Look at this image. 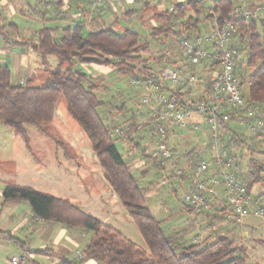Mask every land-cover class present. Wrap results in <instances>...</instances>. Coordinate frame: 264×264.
Returning a JSON list of instances; mask_svg holds the SVG:
<instances>
[{"label": "trees", "instance_id": "16d2710c", "mask_svg": "<svg viewBox=\"0 0 264 264\" xmlns=\"http://www.w3.org/2000/svg\"><path fill=\"white\" fill-rule=\"evenodd\" d=\"M259 2L264 3V0ZM52 4L61 5L60 2ZM235 4V0H186L174 3L170 9L154 14L160 25L151 29V35L192 37L201 34L208 24L220 28L229 19L228 15ZM230 20L235 23L239 34L237 52L246 53V65L250 69L246 74L235 65V73L247 79L246 101L262 108L264 19L233 16ZM82 28L81 24H75L62 28L58 35H54L52 28L44 26L22 43L30 44L46 66H49L48 56H54L57 60L56 68L51 70L48 67L49 76L41 83L31 80L13 82L10 69L0 65V122L23 140L28 139L27 126L35 127L42 135L52 136L47 127L55 118L58 97L63 96L67 113L86 136L104 179L137 227L147 252L139 250L120 232L86 214L68 199L27 186L6 184L2 190L3 202L26 201L37 219L93 233L83 250L82 259L65 260L61 264H84L86 261L100 264H245L244 247L228 236H218L201 245L181 243L165 234L162 221L151 214L146 204L139 180L115 146L111 130L120 125L111 127L98 112L106 106L96 95L99 84L72 68L75 62L105 66L142 79L153 72L151 63L160 62L164 56L150 55L146 39L131 29L114 30L107 27L83 33ZM174 94L178 102L184 103L183 95ZM235 114L230 112L229 116ZM54 141L59 144L56 139ZM248 165L247 172L243 174L236 173L234 169L232 171L250 195L254 185L264 183V165L254 159H250ZM257 198L264 202V193Z\"/></svg>", "mask_w": 264, "mask_h": 264}, {"label": "crops", "instance_id": "0c3cea01", "mask_svg": "<svg viewBox=\"0 0 264 264\" xmlns=\"http://www.w3.org/2000/svg\"><path fill=\"white\" fill-rule=\"evenodd\" d=\"M50 1L47 4L46 0H0V65H6L10 69L11 74L12 71L14 72L16 76L15 82L31 80L33 83H41L46 76V69L50 67L42 62L40 55L32 49L30 44H22L27 42L29 37L40 29L37 28L40 24L38 23V17L45 22V15L41 13L42 11H40L38 3H44L45 10H51L53 8L52 3L56 4L60 2L61 5L65 6L63 12L56 10L53 15L46 18L50 19V21L65 20V26H60L59 29L56 27L52 28L54 35H58L62 28L72 27L75 24H81L83 26V33L105 29L107 27H111L114 30H123L126 28L133 30L131 28V22L128 21V24H125L126 26H121L119 18L120 13L123 16L135 14V9L132 7L135 3H138L139 13H141V17L139 18L140 25L147 26V20L158 21L154 14L165 9H170L174 3L184 2L186 0H147L146 2L142 0H121L122 2L119 0H105L100 4H95L94 0L91 3L92 6L89 5L90 8H81L80 14L83 17V22L80 21L82 18H78L80 14L72 15L70 13L72 9L67 0ZM84 1L85 5L88 0ZM123 1L131 5L130 8L125 7ZM115 4L117 7H114ZM236 6L238 5L235 4ZM239 6H243L245 9L249 8V10L254 7L259 8V16L256 19H264V3H260L259 0H241V5ZM57 7L59 6L57 5ZM71 18L80 20L69 21L68 19ZM17 22H20V24L18 25ZM29 22H33L37 26L27 24ZM211 27L209 24L206 25L203 32L208 31ZM148 30L151 31L150 28ZM168 37L171 40L170 42L174 44L176 37L173 34H170ZM161 55L163 56V54ZM246 61V53L244 51L237 52L236 65L241 67L243 72L247 74L250 72V69L246 65ZM178 62L179 57L177 53L174 52L173 55L170 52L169 57L164 56L163 60L155 64L159 65L158 68L161 70L165 67L172 69V66ZM218 71L219 67L217 65H213L212 67L203 65L195 70L199 77H205ZM178 86L181 90H184L183 82L179 83ZM136 88H138L137 90L146 91L143 87ZM247 90V79H242L241 92L245 99H247ZM205 95V89L200 85H195L191 87V91H187L184 98L199 100L201 99L200 97ZM262 112L264 113V105ZM147 114L148 110L140 113L132 112L130 118L124 120L123 123L128 121V123L136 124L145 121L148 116ZM194 126H198V129H194ZM253 126L254 119L252 117L245 118L240 114H235L229 116L225 126L219 129L218 143L221 148L224 149L227 147L229 149L228 154L231 163L228 170L232 171L234 169L238 174L247 172L250 159L244 164L246 165V168H244L243 147L246 149V153L259 155V163H264L262 157L264 155V129L256 128V134H254L251 131ZM166 127L169 135V144L173 149V159L166 163V167L169 168L168 170H165L163 165H159L158 159L152 151L149 128H145L143 131L134 130L129 140H127V147L125 146L127 156L135 154L143 146V150H141L142 157L131 159L129 162L122 157L133 174L134 171L140 172L137 176L135 174L134 176L137 179L139 178L140 188L144 192L146 204L155 218L156 215L167 210L164 200L158 199V201H152L155 203L151 202L152 199L158 197L159 188L168 186L174 192L180 189L185 190L186 193L190 187L189 172L192 163L200 159L209 160L214 155L210 146L211 137L207 131V122L203 116L194 115L189 121V127L185 130L179 129L173 122H168ZM56 151H54V154H56ZM63 155L64 160L57 161L56 165H53L52 177L49 176L53 181L52 187L38 191L68 199L86 214L119 232L117 223L120 221L125 222L129 216L117 195L104 179L103 171L99 166L94 152L92 151L90 158L86 157V152L81 148L75 151H65ZM146 160H149L151 165L148 167L149 169L141 170L142 167L148 166L146 165ZM67 164H72L74 167ZM81 166L88 170L93 188L91 186H83L80 180H78V170ZM175 168L182 169L184 176H175L173 173ZM40 172H42V176L45 178V170H40ZM159 172L161 173L159 175V181L153 182L149 179L150 173L156 175ZM213 172V169H211L209 175H212ZM163 173L166 175V178L162 177L164 175ZM8 181L7 175L0 176V264H10L9 259L11 257H20L26 253L32 257L27 259L24 264H61L65 260L82 259L83 250L90 242L93 233L90 234L89 232L91 231L69 228L58 223L44 222L37 219L32 215L26 201L3 202L2 190L4 186L6 184H14ZM210 190L211 192L206 193L209 199L207 208L193 211L185 207L182 203L187 210L185 212L192 217L193 224L191 228H198L199 231L198 235L192 238L191 243H201L203 245L222 235L233 239L236 235L237 226L239 232L243 229L254 230L257 225L260 227L264 226V217L251 215L241 221H237L229 215L224 204L222 185L213 186ZM258 195V190H254L253 188L249 195L251 210L258 207V205L261 206V200L257 198ZM157 202H159V206L156 205ZM164 223L162 221V226L167 236L181 243H188L184 239L183 233L184 231H190L189 228L185 227V229H182L179 225H170L166 228L168 230H165ZM242 234L247 237L248 232L243 231ZM260 243L264 242L260 240ZM37 256L38 260H36ZM84 264L97 263L86 261Z\"/></svg>", "mask_w": 264, "mask_h": 264}, {"label": "built area", "instance_id": "2783aa9c", "mask_svg": "<svg viewBox=\"0 0 264 264\" xmlns=\"http://www.w3.org/2000/svg\"><path fill=\"white\" fill-rule=\"evenodd\" d=\"M102 1L95 0V3ZM259 11V8L248 10L243 6H236L220 28L211 27L197 36L176 37L173 46L179 62L173 65L172 69L165 67L142 79L131 81L134 87L153 91V95L148 92L142 99L143 104L149 105L147 119L135 125L124 123L125 125L111 130L114 140L127 141L129 140L127 137L131 136L134 130L143 131L149 128L152 151L159 165L168 170L166 163L173 159V149L169 144L167 123L173 122L179 129L185 130L194 115L203 116L207 122V131L211 137L210 146L214 155L209 160L200 159L192 163L189 172L190 187L183 195L182 202L196 210L207 208L209 199L206 193L211 192V187L222 185L224 204L229 215L237 221L251 215L264 217V208L258 205L253 210L250 209V197L245 187L235 174L228 170L230 157L218 143V132L222 125L227 123L230 112L245 118L252 117L254 119L252 133L256 134V128L264 129L262 108L246 101L241 92L242 79L235 73L239 34L235 23L230 20L233 16L256 19ZM170 52L168 49L162 54L169 57ZM203 65L209 67L217 65L219 71L199 77L195 70ZM181 82L184 84V90L178 86ZM195 85L203 87L206 95L199 100L184 98V103L178 102L174 93L185 96ZM194 129H198V126H194ZM211 169L214 172L209 175ZM173 173L177 177L184 176L180 168H175ZM162 177L166 178V175ZM31 257L28 253L20 257L13 256L9 263L24 264Z\"/></svg>", "mask_w": 264, "mask_h": 264}, {"label": "rangeland", "instance_id": "374dc122", "mask_svg": "<svg viewBox=\"0 0 264 264\" xmlns=\"http://www.w3.org/2000/svg\"><path fill=\"white\" fill-rule=\"evenodd\" d=\"M67 1L70 3L69 6L72 9L70 13H72V15H79L82 7L87 8L89 7V5L92 6L91 3L94 2V0H88L84 5V0ZM119 1L122 2L121 0ZM142 1L146 2L147 0ZM235 1L236 5H241V0ZM46 2L47 4H49L51 1L46 0ZM123 3L125 4V7L130 8L131 5L127 4L124 1ZM137 4L138 3L132 5V7L135 9V14H132L130 16H123L120 13V25L126 26L128 24V21L131 22V28L135 32H138L140 37L146 39V41L148 42L150 47V55H161L164 51L168 50L169 47L171 53L174 55L175 50L173 47V43L170 42L171 40L169 37H165L163 36V34L151 35V31L148 30L149 28L152 29L156 26H159L160 22H158L157 20H147V26L144 25V27L140 25L139 18L141 17V13H139L140 10ZM38 6L40 11H42L41 13L45 15V22L42 21L43 19L41 20L40 17H38V23L40 24L37 28L46 26L51 28L56 27L59 29L60 26H65V20L63 19L55 21L46 19L49 18L48 16L53 15L56 10L63 12L65 10V6L60 5L59 7H57L53 5V8L51 10H45L44 3H38ZM114 7H117L116 4L114 5ZM246 9L249 10V8ZM78 18L82 19L80 20L71 18L68 20H80L81 22H83V17L81 14L78 16ZM17 24L19 25L20 22H17ZM27 24L33 25L34 23L29 22ZM34 26L37 25L34 24ZM47 59L50 66L49 68L51 70L56 68V58L54 56H48ZM151 67L153 69V72L159 70V65H156L154 62L151 63ZM72 68L76 72L86 74L87 76L91 77L94 82L99 84L96 95L100 101L106 104V106L101 107L98 112L102 116V118H104L105 122L111 127H115L116 125H123L125 123H123V121L129 119L132 112L140 113L146 112L148 110L149 105L143 104L142 99L143 96L148 94V92L150 95H153V91H147V89L146 91L137 90L138 88L133 87L131 84L132 79L137 78H132L129 73L121 72L117 68H110L92 64H81L77 62L73 64ZM49 73L50 71L46 69L45 77L49 76ZM11 77L12 81L15 82L16 76L14 75L13 71ZM120 106H122L123 108L118 110L117 108ZM55 115V120L51 123V125L47 127L48 132L52 134V136L42 135L35 127L27 126V140H23L15 136L9 128L4 126L0 122V176L7 175V179L9 180L8 182L10 183L31 186L37 190H46L48 188H51L53 185L52 179L49 178V176L52 177L51 173L53 172V165H56L57 161L59 162L64 160L63 153L65 151H75L78 150V148H81L86 152L87 158L91 157L92 150L89 142L86 136L80 130L77 123L67 113L66 101L63 96L58 97L55 107ZM127 123L128 121H126L125 124ZM133 124L135 125V123ZM52 137L56 139V141H59V144H56ZM130 137L131 136H128L127 138ZM127 144L128 142L126 140H115V146L118 152L127 162H129L131 159L142 157L141 150H143V146L140 147L135 154L127 156L125 148V146L127 147ZM55 150H57L56 154H54ZM224 150H226L227 153L229 151L227 147H225ZM245 151L246 149L243 147L242 153L244 168H246V165L244 164L247 163L249 159H254L258 162L260 161L259 155L255 153L249 154ZM262 157L264 159V155ZM67 165H71V167H74L72 164ZM146 165L148 166L142 167L141 170L149 169L148 167L151 165V162L149 160H146ZM40 170H45V178L42 176V172H40ZM138 173L140 172L134 171V174L136 176L138 175ZM160 174V172L156 175H152V173H150L149 179L153 182H157L159 181ZM78 180H80L83 186H91V188H93L89 172L83 166H81L78 170ZM254 190H258L259 194L264 193V183L262 185H254ZM184 194L185 190L177 189L174 192L173 189L169 188L168 186H162L158 190V197L152 199L151 202L155 200L158 201V199L164 200V204L167 207V210L156 215V218L165 222V230H168L166 228H168L170 225H179L182 227V229H185V227L189 228L190 231H184L183 237L186 242H191L192 238H194V236H197L199 231L198 228H191L193 224V220L191 219L192 217L191 215H188L187 212H185L187 211L185 208L186 205L183 204L185 205L184 207L182 205L183 202H181ZM260 204L264 208V202L262 200ZM156 205L159 206V202H157ZM117 226L119 232L124 237L135 243L139 250L147 252L146 244L137 227L134 225L130 218H126L125 222H118ZM243 231L248 232L247 237L243 236ZM89 233L91 234L92 232ZM235 234L236 235L235 237H233V240L238 245L244 247L245 264H264V243H260V240L264 242V226L260 227L257 225L254 230L243 229L241 232H239L237 226ZM36 260H38V256L36 257Z\"/></svg>", "mask_w": 264, "mask_h": 264}]
</instances>
